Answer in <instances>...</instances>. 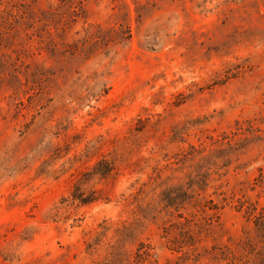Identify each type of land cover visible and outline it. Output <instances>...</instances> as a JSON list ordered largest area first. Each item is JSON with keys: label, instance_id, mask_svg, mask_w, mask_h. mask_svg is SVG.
<instances>
[{"label": "rangeland", "instance_id": "374dc122", "mask_svg": "<svg viewBox=\"0 0 264 264\" xmlns=\"http://www.w3.org/2000/svg\"><path fill=\"white\" fill-rule=\"evenodd\" d=\"M0 264H264V0H0Z\"/></svg>", "mask_w": 264, "mask_h": 264}]
</instances>
